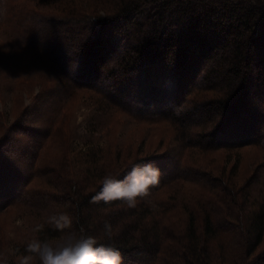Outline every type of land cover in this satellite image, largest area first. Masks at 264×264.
<instances>
[{"label": "trees", "instance_id": "obj_1", "mask_svg": "<svg viewBox=\"0 0 264 264\" xmlns=\"http://www.w3.org/2000/svg\"><path fill=\"white\" fill-rule=\"evenodd\" d=\"M10 1L16 49L38 55L50 74H38L29 105L15 102L9 124L0 111V254L8 264L34 236L55 243L68 232L116 247L122 264H264V110L252 99L264 95V0ZM57 75L68 87L51 105ZM142 81L141 107L119 98L133 100L124 87ZM173 83L176 94L165 93ZM87 95L111 113L76 144L72 110ZM131 116L144 125L135 150L134 138L110 134ZM162 119L180 143L172 154H156L162 136L152 145L150 126ZM251 147L258 157L243 154ZM133 162L160 172L169 163L170 171L135 208L90 202L105 175L122 178ZM60 212L73 217L72 229L32 231Z\"/></svg>", "mask_w": 264, "mask_h": 264}, {"label": "rangeland", "instance_id": "obj_2", "mask_svg": "<svg viewBox=\"0 0 264 264\" xmlns=\"http://www.w3.org/2000/svg\"><path fill=\"white\" fill-rule=\"evenodd\" d=\"M7 1L8 0H0V111H3V113L5 114V118H6V123L9 124L12 119L11 114H12L13 105L15 104V102H17L15 106H17L21 100H23V103L25 105H29L40 87V86H37V84L39 83V81L36 79L38 77V74L42 76H44L45 72L50 74V68L46 62H43L38 57V55L28 53V51H21V50L16 49V45L13 43V37H12V33L14 31L13 27L11 26L12 24L8 22L5 18L6 16H5L4 3ZM37 1L36 0H11L9 3L18 2V3H22L23 5H30V6L36 5L38 7L43 6V4H46L44 2H41L42 4L39 5ZM57 1L58 0H55L53 3H50L48 5L53 6V4H55ZM50 6L47 9H49ZM13 10L18 11V9L16 8H14ZM61 29L62 28H60V30ZM60 39H66V38L65 36H60ZM118 49L119 47L116 48L117 52H119ZM66 55H67V52H66ZM62 57H65V52H62ZM64 59L66 62H68V59L66 57ZM133 74L134 73L129 74L128 76H132ZM59 76L60 75H57L56 77H54L52 86H55L54 87L55 89L53 90L50 97L47 98L48 104L50 103L52 105L53 102H57L60 98L62 99L67 92L68 85ZM122 78H126V76L120 77V79ZM144 82L146 81H142L143 88L142 86L138 88H133L131 87V83L129 84L127 83L128 85H125L126 86L124 87L126 90L125 92L131 93L133 100H130V97H126V96L124 97L119 96V98L130 102L129 105L131 106L141 107L140 102L142 99L139 96H144L145 94ZM158 82L163 83V81H158ZM107 83L108 82H106V84ZM135 84L136 82L133 80V85ZM113 85L115 87L114 83L112 84V87ZM172 85L173 86H171L170 84V85H167V87H164V92L175 95L176 94L174 93L176 91L174 87L175 83H173ZM153 90H155V87L152 83L150 91H153ZM93 94H96V93H93ZM161 98L167 100L168 103L172 101V99L169 98V96H167L166 94H163ZM252 99L254 100V102L259 104V107H263V110H264V105H260V104H264L263 93H262L261 98L255 95L254 98ZM79 101H80V104L79 103L74 104V108L72 110L74 113L73 123L75 124V129H73V131H76V141H75L76 144L78 142L81 143L87 134L96 132V130L101 128V126L105 123L103 121H106L109 118L110 113H111V109H109L110 105L107 104L108 106H106L104 104H101L95 98L89 95L84 96ZM168 106H172V104H167V107ZM143 108L144 107H142V109ZM162 108H165V107H162ZM46 109L47 108L45 107L44 110ZM147 111L151 112L150 110H147ZM147 111H144L146 112L144 114L150 118L149 113ZM133 116H131L132 118L129 117L123 126L121 125V127L110 129V134L112 137L113 136L118 137V139L120 138L123 141H132V140H128L127 139L128 137L134 138L135 143L133 144V149L135 150L138 147L136 143L139 142L140 138L142 137L144 125H141V127H138V125H136L138 121L134 120ZM257 116L259 117V119L263 120V117L260 114ZM5 118L1 119V122H5ZM152 118H155V117H152ZM41 121L42 120L40 118L34 119L33 125H39ZM150 127H154L153 131L155 132L153 133L154 135L151 137L153 146L156 145L155 143L161 136L164 138L163 140L164 143L159 145L157 151H155L156 154L164 153L167 155L168 153L172 154L174 151L175 152L178 151L180 143L177 141L175 136H173L174 132L171 129L168 120H164V119L159 120L157 123H154ZM152 150H150V152H152ZM255 151H256V148L251 147V148L244 150L243 154H248L247 158H251L252 156L253 158H256L258 157V154H256ZM243 163L244 165L248 164V160L243 161ZM167 164H168V167L162 170L163 173L170 171V165L169 163ZM262 167H264V163L259 165L258 171H260ZM240 182L243 183L244 180H241ZM2 219L3 218H0V221H2ZM15 225L16 226L20 225V222L14 221L13 226ZM10 234H13V233L10 232ZM263 245H264V242H263ZM18 257L19 256H15L14 259L17 260Z\"/></svg>", "mask_w": 264, "mask_h": 264}, {"label": "clouds", "instance_id": "obj_3", "mask_svg": "<svg viewBox=\"0 0 264 264\" xmlns=\"http://www.w3.org/2000/svg\"><path fill=\"white\" fill-rule=\"evenodd\" d=\"M160 182V170L153 162H133L122 178L105 175L101 186L91 196V203L109 204L121 201L128 208H135L140 199L147 197L150 189ZM45 224L58 232L72 229L73 217L67 212L49 215L44 223L34 225V233L42 232ZM104 235L108 240L114 232L110 222H104ZM26 254L20 255L16 264H122L119 250L109 244L100 243L94 236L76 235L68 232L55 243L33 237L26 245ZM0 264H8L7 256L0 254Z\"/></svg>", "mask_w": 264, "mask_h": 264}]
</instances>
